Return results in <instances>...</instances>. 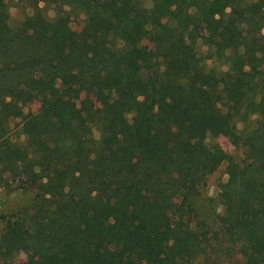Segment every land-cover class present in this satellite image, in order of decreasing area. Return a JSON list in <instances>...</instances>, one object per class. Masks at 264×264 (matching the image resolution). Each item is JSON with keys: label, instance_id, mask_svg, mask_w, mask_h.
I'll use <instances>...</instances> for the list:
<instances>
[{"label": "trees", "instance_id": "trees-1", "mask_svg": "<svg viewBox=\"0 0 264 264\" xmlns=\"http://www.w3.org/2000/svg\"><path fill=\"white\" fill-rule=\"evenodd\" d=\"M23 1L12 24L0 0V187L34 202L0 215V264H264V0Z\"/></svg>", "mask_w": 264, "mask_h": 264}, {"label": "rangeland", "instance_id": "rangeland-1", "mask_svg": "<svg viewBox=\"0 0 264 264\" xmlns=\"http://www.w3.org/2000/svg\"><path fill=\"white\" fill-rule=\"evenodd\" d=\"M7 2L9 5V12L11 15V23L15 24L18 21L22 20L26 17L27 14H31L32 9L28 7L25 1L23 0H3ZM93 2L101 1V0H92ZM42 6L45 5L44 2L41 3ZM147 6H151V2L146 3ZM47 14L50 17L55 15V9L52 6H47ZM85 21V14H81L80 16H72L68 20V28L73 32H78L82 29ZM264 33V29H263ZM151 45L148 41L144 42L143 45ZM212 64L211 61H209ZM219 69H226L225 65L217 64ZM82 95H77L76 100L79 102ZM47 103L46 98L38 99L32 103H29L25 106H22L18 115L11 122V131L13 139L16 140L18 138L19 141L24 140V136L20 135L19 123L21 122L24 115L29 112L37 113L39 112L44 105ZM240 126H243L242 124ZM94 134L96 138L100 137L99 131L94 128ZM235 131L231 130L225 134L220 135L216 138V141L222 145V147L227 151L230 157L238 163H243L245 161V154L243 147L236 140ZM228 161L223 162L219 168L212 173L206 185L200 188L201 196L204 198V202H206L207 198L213 200V205L217 209L218 213L223 212V207L219 202L218 195L220 191V187L223 183H225L228 179L227 175V166ZM34 202V192H22L20 190H14V185L12 186H3L0 187V215L10 216L14 214H18L23 210L31 209ZM209 206L205 208L207 212ZM6 231L5 221L3 218H0V235ZM27 258V254L22 252L20 253L13 261V264H21ZM200 264V260L198 261Z\"/></svg>", "mask_w": 264, "mask_h": 264}]
</instances>
